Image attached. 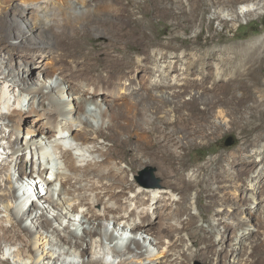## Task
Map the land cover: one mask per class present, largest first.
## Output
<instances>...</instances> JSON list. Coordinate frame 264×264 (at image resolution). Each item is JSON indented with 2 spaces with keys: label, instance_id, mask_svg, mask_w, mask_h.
<instances>
[{
  "label": "bare ground",
  "instance_id": "obj_1",
  "mask_svg": "<svg viewBox=\"0 0 264 264\" xmlns=\"http://www.w3.org/2000/svg\"><path fill=\"white\" fill-rule=\"evenodd\" d=\"M173 5V0H19L16 11L24 16L30 10L29 20L46 36L30 40L20 31L19 37L25 38L23 44V39L12 42L5 34L0 37V51L8 56L7 59L21 55L18 64L19 67L25 65L22 71L27 75L20 78L13 68L6 71L4 61L0 59V80L10 83L6 86L0 82V121L14 129L12 135L16 138L9 141V148L17 157L12 156L10 164L16 173L23 175L20 182L8 178L12 199L10 197L9 202L0 195V204L9 202L5 211L21 228L13 236L17 239L23 238L21 234L33 237L31 231L37 230L41 218L29 219L31 230L21 226L34 212L31 204L26 208V199L31 198L32 193L37 194L36 188L32 189L38 182V188L43 189L41 197L49 204L44 207L38 201L35 203L40 217L61 216L57 223L63 228L52 225L46 228L47 232L52 229L50 234L54 236L49 242L52 250H49L48 264H60L59 256L74 257V253H83L79 254L83 264H104L102 260H106L109 253L100 249L90 252L91 257L100 259L86 263V246H112L116 230L120 231L117 232L119 235L123 233L127 241L125 250L110 253L120 258L127 256L120 264H184V256L190 248L180 234L187 232L193 246L200 240L205 244L203 253L208 255L212 250L211 230L222 228L224 237L231 227L222 217L224 211L234 213L238 210L239 220L243 222L240 232L229 244L227 264H244L245 246L252 248L260 241L252 226L262 224L264 227V162H258V157L264 159V146L253 148L247 156L221 154L202 167L190 169L185 155L192 145L191 133L166 131L155 125L157 119L152 116V109L157 112L166 104L177 107L179 103L174 98L184 91L183 79L179 75L173 84L168 79L170 72L180 70L177 62H183L185 55L176 54V61L173 65L170 63L169 70L167 65H162L167 51L156 49L153 51L156 58L149 55L148 48L153 41L147 32L150 24L145 21V16L177 19L182 13ZM188 5L190 19H196L201 1L195 0ZM136 13L143 16L136 17ZM7 24H3L6 34ZM171 37L177 39L176 35ZM90 38L95 42L92 48L85 42ZM177 47L169 42L164 48L177 50ZM129 50L143 57L134 59ZM151 61L156 63L159 80L148 75L143 78ZM199 61L194 60L196 63L191 69H195ZM32 68L41 84L32 83ZM53 78L58 81L55 89L50 87ZM159 92L165 93L171 101L159 97ZM152 98H160L158 105L152 104ZM193 98L180 106L196 110ZM169 122L173 123V119L166 118L162 124ZM60 132H68L79 142L78 155L64 147ZM19 134L30 136V139L22 141ZM5 139L4 130L0 128V148L3 150ZM99 139L104 143L98 145ZM47 147L51 149L47 150ZM20 151L22 153L18 155ZM28 151L31 155L37 154L38 160L44 158L41 152H47V156L53 154L61 163L55 172L43 168L42 164L37 171L31 170L32 174L27 171L25 157ZM50 161L47 159L46 164ZM147 162L158 165L162 181L158 185L147 184L141 178H138L139 182L128 181L127 170L122 164L133 169L135 165ZM7 169L0 165V173ZM51 173L54 179L49 177ZM202 183L203 189L200 188ZM19 189H22L23 201ZM202 191L206 193L208 210L215 211L210 231L197 226L198 215L203 219L197 202ZM191 195H195V201L190 202ZM193 209H197L198 215L191 212ZM183 215L187 217L181 220ZM102 230H110L109 237H102ZM9 232V228L0 225V246L11 243ZM126 233L133 238L127 237ZM260 233L264 237V231ZM72 237L81 242L72 241ZM144 246L148 247L147 252L157 248L158 253L142 259ZM221 253L225 254V251H218L217 257ZM63 264L71 263L63 261Z\"/></svg>",
  "mask_w": 264,
  "mask_h": 264
},
{
  "label": "rangeland",
  "instance_id": "obj_2",
  "mask_svg": "<svg viewBox=\"0 0 264 264\" xmlns=\"http://www.w3.org/2000/svg\"><path fill=\"white\" fill-rule=\"evenodd\" d=\"M10 1L0 0V37L5 34L7 40L12 42L17 41V38L23 39L22 43L20 42L21 44H23L25 38L19 37L20 31L26 33L25 37H28L30 40H39L41 35L45 37L46 35L41 34L29 20V17L32 16L30 10L26 11L24 16H20L16 11L18 10L16 5L19 0ZM141 1L144 2L145 0ZM173 1L174 5L172 7L182 13L179 18L172 20L165 16L157 17L149 16V14L145 16V21H148L150 24L147 32L153 41V44L148 48L149 55L155 56L156 58L155 52H153L156 49H164V51H167L166 57L162 60L165 63H162V61L161 63L163 66L167 65L168 70L169 66L171 64L173 65V62L176 61L174 59L176 54L181 57L185 55L183 62H177L178 67H181L180 70H177L176 73L170 72V79H168L170 84L175 83L176 77L179 75L183 79L181 83H184V91L180 96L174 98L175 102L178 101L179 103L177 107L173 106L174 104L172 106L166 104L157 112L152 109L154 112H152V116L157 119L155 125L157 128L162 127L166 131L191 133L189 140L192 145L185 155V161L190 165V169L202 167L210 159H214L221 154L228 155V157L238 154L247 156L253 148L261 145L264 146V0H200L202 5L200 14L196 19H190L188 15L190 14L188 4L193 3L195 0ZM135 16L140 18L143 15L136 13ZM6 22L9 24L8 29H6L8 34L3 29V24ZM175 22L178 24L174 26ZM171 35H176L177 39L173 40ZM85 42L88 48H92V44L95 43L91 38ZM169 42L176 45V47L178 46L177 50H166L164 47ZM121 46L123 47V45ZM129 51L134 59L143 57L142 54H138L134 50ZM20 56L18 55L14 58L7 59L8 56L0 51V59L4 61V69L11 71V68H13L21 78V75L25 77L27 75L22 71V68L25 69V65H20L19 67ZM196 59L200 61L195 65V69H191L194 66L193 64L196 63L194 62ZM155 64L154 61L149 62V68L146 70L147 72L143 73V78H151L154 76L153 78L158 77L157 79L159 80L160 75L156 71ZM31 72L30 77L32 83L41 84L40 80L37 79L36 70L32 68ZM44 80L47 81L49 79L44 78ZM2 81L4 85H10L8 81L0 80V82ZM57 82L56 78L51 79L50 87H54L55 89ZM158 96L166 97L168 101H171V98H168L163 92H159ZM9 98L11 100L10 103H12V95ZM192 98L197 104L196 110H190L188 106H180L182 102H189ZM152 99L154 100H152V104L158 105L157 102L160 101L158 100L160 98ZM166 118H172L173 123L162 124L163 121H166ZM0 128L4 130V135L6 136V139L3 140L6 148L4 150L0 148V165L8 168L5 173H0V183L2 185L0 195L5 196L7 201L10 202L12 193L11 190L9 191V183L7 180L10 177L12 181L20 182L23 181L21 178L23 175H21L22 172L16 173L10 164L13 155L12 149L9 148V141L13 142L16 138L15 135H12L14 129L11 126L7 127L6 123L1 121ZM19 136L22 141H25V139L28 141L30 139V136L25 137L22 134H19ZM59 136L63 139L62 144L69 142L67 149H70L75 155L79 154V142L75 141L68 132H60ZM228 138H231L230 145H226ZM58 142H60V139H58ZM103 143L104 141L102 139L98 140V145ZM49 144L51 146L52 142ZM49 149L51 148L47 147V150ZM21 153V151L18 152V155H21ZM40 155H43L44 158L38 160L37 154L31 155L29 151L27 152L25 157L28 161L27 171H37L42 164L43 168L47 167L50 168V171H54L58 167V164L61 163L53 154L47 156V152H41ZM13 157L15 158L17 155ZM47 159L51 160L50 164H46ZM261 161L264 162V159L258 157V162L261 163ZM122 165L127 170V179L130 182L134 179L139 182L138 178H141L147 184L158 185L163 179L156 163L147 162L140 166L135 165L133 169L128 168L125 163ZM148 173L152 175V178L149 177ZM49 177L54 179L52 173ZM31 183L33 184V182ZM36 183H34L32 190L36 188L37 194L32 193L31 198L27 197L26 199L28 201L26 202V208L31 204L34 212L29 214L27 221L21 226L30 228V218H36V220L37 218H41L38 219L40 223L36 225L37 230L31 231L33 237H28L24 234H21L23 236L22 239L14 237V232H20L21 228L15 220L8 216V212L5 211L4 207L9 202L4 201V203L0 204V225L9 228L11 231L8 233V239L9 241L11 240V243H5L0 246V264H48L49 250H52L49 242L54 236L50 234L52 229L47 232L46 228L48 225L60 228L57 219L61 218V216L46 215L45 217H40V212L36 209L35 206L37 204L35 203L38 201L44 207H48L49 204L41 197L43 189L38 188V182ZM200 188H204V183L201 184ZM22 189L18 190L19 195H21ZM24 193L26 192L24 191ZM194 196L191 195L190 202L192 200L195 201L193 199ZM21 197L22 199H20L23 201V196L21 195ZM57 197L58 194L56 192L55 198ZM178 197V195L175 196L176 199ZM197 202L203 217V219L199 217L197 209L191 211L193 214L198 215L197 226L210 231L212 226L211 220L215 211L208 210L209 203L205 192L202 191L200 193ZM182 206L185 207V204ZM222 214V217L226 218L231 227L229 226L224 237L222 235V228L221 230H211L209 237H211L212 241V250L208 255L203 253V249L205 248L204 243L199 240L193 246L186 236L187 232L180 234L184 238L186 246L190 248L184 256V264L228 263L230 256L229 244L232 243L235 234L238 231L240 232V226L243 222L239 220L241 214L238 210L234 213L224 211ZM186 217V215H183L181 220ZM64 224H66V220H64ZM220 226L222 227V225ZM84 227L88 228L89 226L84 225ZM252 229L255 231L254 235L260 237V241L252 248L245 246V256L242 257L243 263L264 264V241H262L264 237L260 233L264 231V227L262 224H254ZM104 232L102 230L101 234L104 238L109 237L111 234L110 230ZM117 232L118 230L113 233L115 241L112 246L106 245L102 248H94V246L92 247L88 244L86 246V254H84V261L87 263L100 259L91 257L90 254L91 250L99 249L109 253L105 258L103 257L106 259L102 260L104 264H120V260L127 258V256L120 258L110 254L113 250H125L124 248L127 244L123 233L119 235L118 233L120 231ZM126 235L130 237L128 233ZM130 238L133 237L131 236ZM71 239L72 241L81 242L80 239H76L75 237ZM147 248L146 246L143 248L142 259H147V257L151 258L158 253L157 248L149 252H147ZM221 249L225 251V254L221 253L217 257V252ZM17 253L20 255L16 256ZM79 254L83 255V253H74V257L65 258L59 256V263L63 264V261H66L71 264H83ZM36 256L39 257L38 260ZM155 260L153 258V261ZM131 264H134V262Z\"/></svg>",
  "mask_w": 264,
  "mask_h": 264
},
{
  "label": "water",
  "instance_id": "obj_3",
  "mask_svg": "<svg viewBox=\"0 0 264 264\" xmlns=\"http://www.w3.org/2000/svg\"><path fill=\"white\" fill-rule=\"evenodd\" d=\"M231 144V138H228L226 141V145H230ZM149 177L152 178V175L150 173H148Z\"/></svg>",
  "mask_w": 264,
  "mask_h": 264
}]
</instances>
